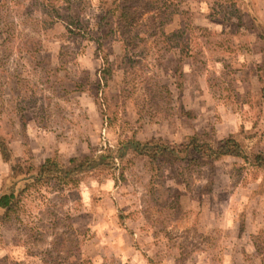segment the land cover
I'll return each instance as SVG.
<instances>
[{
  "label": "rangeland",
  "instance_id": "rangeland-1",
  "mask_svg": "<svg viewBox=\"0 0 264 264\" xmlns=\"http://www.w3.org/2000/svg\"><path fill=\"white\" fill-rule=\"evenodd\" d=\"M100 1L0 0V191L13 164L133 140L232 133L264 151V0H129L139 25L99 43ZM44 261L264 264V168L126 149L78 185H35L0 225V264Z\"/></svg>",
  "mask_w": 264,
  "mask_h": 264
},
{
  "label": "trees",
  "instance_id": "trees-1",
  "mask_svg": "<svg viewBox=\"0 0 264 264\" xmlns=\"http://www.w3.org/2000/svg\"><path fill=\"white\" fill-rule=\"evenodd\" d=\"M152 10L155 14L158 9L153 8ZM144 12L145 8L133 10L129 6V0H101L98 17L99 26L96 23L97 28H95L96 30L101 29V38L98 36L97 42L100 43V39L112 36L114 32H117V35H120L119 37L122 36L125 41L123 29L126 26L123 23L128 22L130 28H136L139 24L135 19L144 15ZM104 62L110 63L108 56ZM179 74L181 76L180 67L175 69L177 78ZM105 76L106 72L104 71L101 80ZM126 149L132 150L136 156H147L151 160L167 157L171 162H186L188 165L195 167L213 166L216 161L225 156H235L243 158L252 165L264 168V151H250L235 134L231 133L226 137L216 139L208 133L199 132L191 135L187 141L175 144L156 138L145 142L128 141L122 151L118 153V157L113 154V150L110 148H103L94 149L90 154L70 156L67 161L48 157L38 164H13L12 181L5 190L0 191V225L18 213L24 195L33 186L39 184L50 185L52 183L67 187L72 184L78 185L87 175L107 172L116 167L117 160H122ZM0 150L4 160L10 161L11 149L3 140H0ZM46 262L44 261V264Z\"/></svg>",
  "mask_w": 264,
  "mask_h": 264
}]
</instances>
